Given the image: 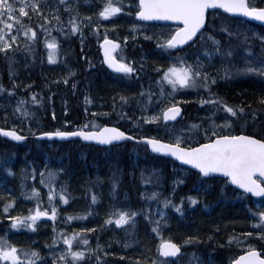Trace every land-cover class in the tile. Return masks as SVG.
Masks as SVG:
<instances>
[{
	"label": "trees",
	"instance_id": "16d2710c",
	"mask_svg": "<svg viewBox=\"0 0 264 264\" xmlns=\"http://www.w3.org/2000/svg\"><path fill=\"white\" fill-rule=\"evenodd\" d=\"M69 2L74 3L82 15L91 17V23L83 28V51L79 46L80 39L82 38L79 33H77L74 34L73 38L68 43L69 46L73 47L67 51L66 55L64 53L65 62L55 68L45 64L41 48L35 44L32 45L34 48V53L32 54H29L23 47H20L19 51L14 53L11 64L8 58L0 55V83H3L5 86V90L0 91V127L12 128L15 126V130L20 131L25 137L38 136L32 135L30 129L35 130L37 133L40 131H54L56 129L73 131L82 127L85 123L91 124L92 117L89 118L87 116V111L89 113H93L95 110L100 112L112 111L113 107L115 108L113 110L112 120L95 116L100 125L109 124L110 126L118 127L121 130L129 132L138 139L141 136L152 137L157 134L161 135L163 130H165L169 132L167 137L156 138L169 140L171 136L170 130L175 131L180 128L188 129L193 123L204 122L201 118L198 119L199 110L193 108L192 104L188 105L186 108L187 111L185 110L184 119L177 124L167 125L160 121L156 124L157 126H149L142 120L138 121L137 117L139 113L135 112L136 103L134 102H137L139 98L147 102L146 97L140 96L141 90L143 88L151 91L153 88L152 81V84L146 83L149 78L148 75H146L147 71H139V69V75L136 76L133 74L134 76L129 79L132 96L129 95L128 97L129 101L133 102L132 108L128 106L125 107V104L122 101H118V99H116L115 104L112 103V96L108 88H106V86L103 88L108 93L101 91V85L99 83L96 84L95 81V76L102 75L103 72L106 74L109 87L113 83V80L109 78V71L103 64L100 47L98 43H96L97 35L91 30L93 19L96 17L92 15V13L87 14L83 9V4H88L90 7L97 6V8H101L103 2L101 0H69ZM49 7H59L61 18L65 21L68 19V13L58 4V0H47V6H45L46 13L49 11ZM133 10V7H126L124 13H121L122 17L126 18L127 21L131 23H135L137 17L129 16L126 13L132 12ZM21 22L30 27H36L38 23H44L42 19L31 14L30 17L23 18ZM210 23L211 25L218 24L220 26L218 29L220 35L217 36L214 34V36L222 42L221 50L230 49L232 51V56L230 57L225 56L221 58L219 54H217V62L225 61L226 65L232 69L231 64L235 60L234 52L236 50L245 51V48L250 47L255 48V51H252V53L260 52L261 47L257 46L255 43L247 42L244 39L242 42H239L240 38L234 36L229 37L222 31V26H227L230 29L231 22L229 20L221 16L220 18L212 17ZM211 30L212 32L214 31L213 29ZM37 31L38 37H40L39 29H37ZM65 31H67V29H65ZM101 36L102 35H100V40ZM40 41L41 37L38 39V42ZM204 46H206L204 43H200L196 45V48L197 50H203ZM154 49L159 50L156 47H154ZM180 51L184 52L182 49L177 50V52ZM33 55L35 56L34 59ZM131 56L132 52L129 54V57ZM19 58L26 62V73L23 67L16 62ZM164 58V56H160V61H163ZM89 63H91V67H89ZM68 64L75 70V73L73 78L65 84L63 82L64 76L63 74L61 75L59 71L61 67L66 68ZM44 65L52 70L48 71L44 69ZM55 69L58 71H54ZM140 76L141 79L139 78ZM157 76L158 75H155L153 78ZM13 82H15L16 87L13 92L9 93L7 89L13 88ZM73 82L76 83L74 89L72 88ZM87 82H89L88 85ZM140 83H142V85H140ZM25 85L28 87H25ZM87 86H91L88 89L89 92L87 91ZM211 91L217 93L229 104H242V106L246 107V111H248V101L252 102V107H264L256 103L257 97L259 95H264V78L257 75L241 73L226 77V80L224 79L223 82L219 81L212 85ZM31 92H36L37 98L43 97L41 105L31 103ZM192 92L194 95L201 94L207 98V90L192 89ZM235 92L241 93L243 98H235V96H233ZM133 94H135L134 97H139L137 101L133 100ZM21 97L25 99L24 106L28 109L29 113L32 114L28 117L14 112V108ZM85 97L88 98L90 103L85 100ZM113 99L115 98L113 97ZM198 105L201 104L198 102ZM148 106L150 105L148 104ZM201 106L204 107L205 110L211 111L206 107L207 105ZM5 112L7 116H5ZM118 113L122 115H118ZM190 113L192 114V118L196 117L193 121L188 120ZM142 115H144V112H142ZM218 115H223V113L218 112ZM128 117L131 119H128ZM65 121L70 122L71 126H64ZM166 125L167 127H165ZM85 130H91V128H85ZM195 131L196 130H193V133H195ZM241 131L245 132V134H259L264 131V114L258 113V120L255 126H253L250 117L241 116L240 121L233 128V132L239 134ZM193 140H199L201 143L204 142L198 135H194ZM186 143L191 144L193 141L189 140L186 141ZM105 156L106 158H104ZM5 160L7 164H4ZM46 160L49 161V167L51 168L46 166ZM7 168H11L12 174H9ZM42 168H46L44 172L46 177L49 169L58 170L62 168L65 172L67 184H72L74 176H79L86 170V174L89 177L86 186L94 190V193L97 192L96 195L98 199L102 194L108 193V188H110L111 194L106 195V198H116L115 200L122 205L126 204L128 201H131V204L140 205L141 200V205L134 209L137 210V216L133 218L135 220V226L133 227L130 221L127 226L122 229V236L125 237L134 235L142 226L147 227L146 230L152 237H158L152 232V224L149 223L144 214L139 211L140 209H148L154 218L156 214L154 213L155 209L162 207V204L158 203V200H163V198L167 197L172 199L174 203H179L181 197H187L191 193L197 196L199 198V205L189 206L188 202H184L183 207L185 212L183 215L176 213L171 206L165 208L168 212H166L168 223L162 226V236L164 235V229L172 227V221L174 219L180 222L189 220V218L195 220V217L200 215L199 213H203L212 221V223L209 221L212 233L208 241H205L206 239H200L201 241L198 242L199 244L195 245V247L197 246L198 248H194L191 253H188V249H183L188 255L186 260H180V264H189V261H191V264H230V260L244 250L234 242L231 244L229 243L228 237L230 235L243 237L244 234L251 232L253 236L248 237V242L255 244L257 248H264V242H261L259 238L255 237V229L251 223L252 217L249 210L252 209L255 211L257 209L256 201L246 196L239 195L238 192L231 189L228 184L222 180H200L202 183H198L197 181L200 179L198 175L188 169L173 164L165 158L151 156L145 145L137 146L126 143L112 148L102 149L96 146L84 145L76 140L68 143L56 142L53 144L29 141L26 144L17 145L0 137V185H2L4 189V194H2L3 197L0 198V205L10 199H14L13 207L15 212L10 208V214L27 215L28 209L34 207L35 199L28 195L32 187L39 189L41 199L45 201V206H47V188L40 183V172ZM33 170H35L34 173ZM173 175L175 176L173 177ZM157 177L159 178L158 181ZM177 179L183 181V183H179L178 187L175 183ZM144 180H148L149 182L145 183ZM113 181H116L115 191H113L112 187ZM101 184H103L105 188L98 191V187ZM55 185L57 189L63 185L67 190V194L70 192L76 194L78 192L72 191L69 185L63 184L59 172H57L55 177ZM153 191L160 193V196L149 200L148 195ZM141 193H145V195L142 197ZM172 194L174 195L170 197ZM5 195H8V198L5 197ZM55 200L58 205V215L55 222H53L50 217H41L40 220L36 222L35 228L12 229L9 231L7 238L11 242L19 241V246L21 247L34 248L39 252L40 250L42 252H48L47 246L51 244L54 235V226L57 231L65 229L68 233L72 232V220H67L68 213L66 210H68V203L61 204L59 197H56ZM262 203L264 204V202ZM205 204L207 207L204 206ZM236 209L242 211L244 214L243 219L248 218L246 226H244V229H231L229 230L230 232L228 231L223 235L220 228L223 229L228 227V224L236 223V218H238L236 216ZM174 216L177 217L174 218ZM214 217L219 218L213 219ZM198 219L200 221L206 220L202 216H199ZM9 224L10 221L0 218V235H4V233L8 231ZM88 225L96 226L92 222H88ZM97 228L101 230L98 238L94 235H90V233H86L89 238V244L93 247V242L96 240H100L101 242L102 239L106 238V242L100 243L104 246V250L110 253V255L104 257L106 264H117L116 258L112 256V253L115 251L106 246L108 236L112 235L110 228H108L107 231L102 230L100 227ZM220 235L224 240H220ZM28 242L29 246L26 245ZM214 243H216V246H214ZM139 245L142 251L143 248L141 247V243H139ZM58 247H63L62 241L55 245L54 249L58 250ZM190 249H192V247ZM128 251L130 252L131 250ZM132 251L131 254L134 258L132 256L126 257V249L124 251H118L117 262L120 264L119 261L123 258V260H127L124 262L125 264H150L147 256H143L142 253L141 255L144 258L137 257L138 251L136 248ZM193 254H195V258H193ZM89 264H94V261L89 262Z\"/></svg>",
	"mask_w": 264,
	"mask_h": 264
},
{
	"label": "snow or ice",
	"instance_id": "6c2138e0",
	"mask_svg": "<svg viewBox=\"0 0 264 264\" xmlns=\"http://www.w3.org/2000/svg\"><path fill=\"white\" fill-rule=\"evenodd\" d=\"M58 4L68 13L66 21L61 18L59 7H49V11L45 12L47 0H0V55L8 58L11 64L14 53L19 51V36L22 35L26 38L23 48L29 54L34 53L32 45L36 44L38 39L42 37L47 49V59L49 62L54 63L58 59L61 49L58 46L59 42L56 36L51 35L53 28L58 29L59 33L65 37L79 33L82 38L81 44H83V28L91 23V17L82 15L75 4L69 2V0H58ZM126 7L134 8L132 12L126 13L127 15L139 17L142 21L182 22V26H177L167 36L159 35L156 37L142 32L141 28L143 26L141 24H132L130 28L134 34L133 39L136 35H142L147 40L155 38L158 41V47L168 50H181L178 49V46L191 47L198 42H204L206 46L203 48V53L209 62L217 54L221 58L232 56L230 49L221 50V41L212 35V31L209 30L212 28L210 22L206 23V14L209 13V10L223 9L229 14H242L244 17L264 22V0H261L259 6L255 3V0H103L100 10L96 13L97 21L92 24L91 30L97 35L98 43L103 46L105 62L117 73H122L124 79H131L133 74L138 76L137 66H134L132 61L125 62L123 57L117 59L113 52L120 47V43L117 40L109 39L107 28L102 34L97 30L101 27L99 18L116 17L117 14L124 13ZM30 14L42 19L44 23H38L36 27L21 23L23 18L30 17ZM112 27L115 28L116 25L112 24ZM37 29H39L40 37H38ZM222 31L229 37L236 35V33L229 31L227 26H222ZM100 35H103L102 40H100ZM256 35L261 42L260 52L253 54L252 60H245L246 66L243 68L233 70L226 64L222 65L225 77L243 73L264 78V34ZM128 38V36H125L123 39L127 41ZM245 39H247V36H245ZM245 51L252 52V49L247 47ZM91 66V63H89V67ZM139 67H142V65ZM220 70L217 69V72ZM155 71L159 74L155 83L160 86V92L156 99L163 106L157 112L145 115L143 117L145 122H157L161 119L175 121L176 117L181 114L179 101L175 97L180 92L188 89L207 90V98L201 96L198 102L201 105H208L215 111L210 112L206 124L198 122L191 124L188 129L170 130L169 140L148 136H141L139 139L146 141L153 152L170 154L187 165L193 166L194 169L199 170L198 174L200 176L210 177L212 174H222V178L226 183L236 185L243 190L239 193L241 196L252 194L254 197L264 198V131L259 134H245L243 131L235 134L233 132V128L240 121L241 116L250 117L253 126H255L258 113L264 114V107H252V102L248 101V111H246V107L242 104H229L217 93L212 92L211 86L216 83L218 77L205 70V62L200 59L199 55L195 57L194 61H189L180 55L170 57V62L166 66L157 65ZM74 73L75 70L70 69L63 77V82L67 84V77L74 75ZM165 85L170 86L171 90L166 92ZM15 87L16 84L13 82V88H9L7 91L11 93ZM25 87L28 86L25 85ZM75 87L76 83L73 82L72 88ZM4 90L5 86L0 83V91ZM30 96L31 103L42 104V96L37 98L36 92H31ZM140 96L146 97L147 102L142 105L146 111L148 103L153 100V93L142 88ZM119 99L124 104L130 102L129 97L124 95H120ZM85 100L90 103L87 97H85ZM166 101H170V103H166ZM137 102L139 103V100ZM113 103L115 104V100ZM256 103L264 106V95H259ZM24 105L25 99L21 97L14 108V112L24 117L32 115ZM216 112L223 113L220 123H217L214 118ZM101 115L107 114L101 113ZM118 115L122 114L118 113ZM5 116H7L6 112ZM128 119L131 118L128 117ZM140 119L141 117H137V120ZM65 123L67 124L68 121H65ZM85 128H91V130H85ZM193 130H196L195 133H193ZM30 131L32 135L41 137L79 136L86 141H98L101 144H112L125 139H137V137L118 127L109 124L98 125L95 121L91 124L85 123V125L73 131L61 129L40 131L39 133L32 129ZM0 134L15 141L25 140V136L21 135L20 131L15 130V126L12 128L0 127ZM193 135H198L204 142L193 140ZM189 140H192L193 143H186ZM4 164H7L6 160ZM7 171L12 174L11 168H7ZM62 171L63 169H49L47 177L43 170L40 172V183L47 188V206H45V201L41 199L39 189L36 187H32L28 193L35 199V204L33 208L28 209L27 215L10 214V208L13 211L15 210L13 207L14 199L0 205V218L10 221L8 231L4 235H0V264H36L37 261H39V264H48V261L42 258L37 249L21 247L11 242L7 237L12 229L35 228L36 222L41 217H50L53 222L56 221L58 205L55 198L59 197L61 204H67L70 199L63 185L59 189L55 185L56 174ZM34 172L35 170H33ZM158 179L157 177V181ZM144 182L148 183L149 181L144 180ZM179 183H183V181H179ZM112 187L115 191L116 181H113ZM144 195L145 193H141L142 197ZM159 196L160 193L153 191L148 195V199L151 200ZM97 199L98 196L93 192L91 201L95 203ZM198 199L197 196L189 195L181 197L179 203H174L172 199L167 197L158 200L162 207L156 209L154 218L148 209L139 210L152 224V232L160 237L157 249L158 256L154 257L150 264H180L181 257L185 255L182 252V245H187L198 238L187 237L181 243L174 242L171 238H164L161 229L163 225L168 223L164 209L171 206L176 213L183 215L185 200H187L189 206H193L198 204ZM204 206L207 207L206 204ZM249 211L252 217L251 223L255 229L254 235L261 242H264V210L257 208L255 211L252 209ZM89 214L90 210L76 217L65 215H67V220L71 221L74 218L83 219ZM136 216L137 210L130 207H117L114 203L107 212L104 224L111 225L114 222L115 225L122 226L131 221L134 227L135 220L133 218ZM93 231L94 228L82 227L68 233L65 229L57 231L54 226L51 244L47 246V255L51 257V264H89L92 261H94V264H106L104 257H107L110 253L106 252L104 246L99 242L96 243L95 247L89 244L86 233ZM250 236H253V233H246L243 237L232 235L228 237L230 244L234 242L244 249L230 260V264H264V248H257L255 244L249 243L248 237ZM61 241L63 247L57 252L53 246ZM128 246V243L124 244L125 248ZM193 258H195V254H193ZM189 264H191V261H189Z\"/></svg>",
	"mask_w": 264,
	"mask_h": 264
},
{
	"label": "rangeland",
	"instance_id": "374dc122",
	"mask_svg": "<svg viewBox=\"0 0 264 264\" xmlns=\"http://www.w3.org/2000/svg\"><path fill=\"white\" fill-rule=\"evenodd\" d=\"M101 1L103 2V0H101ZM255 3L260 4L261 0H255ZM83 9L87 14L92 13V15H95L96 18L93 19V24L96 23V21H97L96 13L100 10V8H97V6L90 7V6H88V4H83ZM215 17L220 18V16H218V15H216ZM99 21H100L101 27H99L97 31L102 34L105 31V28H107L108 36L110 38L116 37L118 39V41L120 42V47H119L118 51H119L121 57L125 58V62L132 61L134 63V66H137V69H139V71H141V70L147 71L146 75H148L149 78H148V81H146V83L149 84V83H151V81L153 83V88L151 89V92L154 93L153 94V100L150 103H148L150 106H147L146 111L143 107H141L146 102L139 97L133 96L134 101H137V99L139 98V103L134 102V103H136V106H135L136 111L135 112L139 113L138 117H141L140 120H142L143 122H145L143 120V117L145 115H151L153 112H157L163 106L156 99V96L160 92V86L155 83L158 76L155 78H153V76L159 75L155 71L156 66L157 65L166 66L170 62V57L180 55V56H184L189 61H194L195 57L197 55H199L200 59L205 62V70L209 71L210 74H212V75H217L218 78H217L216 83L219 81L223 82L224 79L226 80V77L224 76L223 71H222V65H225L226 62L225 61L217 62L218 55L213 56L211 62H209L208 58L204 55L203 50H197L196 46H192L189 49L187 48V50L183 49L184 52H181V51L177 52V50H168V49H165L163 47H158L157 46L158 41L155 38L151 39V40H147V39H144L142 35H136L135 39H133L132 37L134 34L131 31L130 26L132 24H137V22L131 23L130 21H127L126 18L122 17L121 13L117 14L116 17L99 18ZM112 24H115L116 27L113 28ZM171 29H172L171 27H167V26H155V27L143 26L141 28V31L145 32L146 34L153 35L154 37H156L159 35L167 36L168 34H170ZM229 30L236 33V35H234L235 37L244 39L245 36H247V39L256 41L257 43H255V44L257 46L261 47V42L259 41L258 36L256 34H264V33L257 30L256 28L250 26L249 24L243 23L241 26L236 27L235 31H234V29H232V27H230ZM215 33L217 36L220 35V33L217 31H215ZM51 35L52 36L56 35V38L59 42L58 46L61 49V51L58 54V59L54 63L49 62L47 59V49L43 43V40H41L40 42L37 41V43L35 45L41 48V53L43 55V59H44L45 64L51 66L52 68H55L56 66L63 64L62 58H65V56H64L65 51L67 52L68 50H70L73 47V46H69L68 43L71 41V39L73 38L74 35H69V36L65 37L59 33L58 29H55V28H53L51 30ZM125 36L129 37L127 41H125L123 39ZM25 39L26 38H24L22 35L18 37L19 48L23 47ZM102 39H103V35L101 36V40ZM96 43H98V40L96 41ZM225 43H227V42H225ZM98 45H100V43H98ZM221 45H222V42H221ZM79 46H80L81 50L83 51V44H81V39H80ZM154 47H156L159 50H155ZM251 49H252V51H255V48H251ZM130 52H132V57L128 58ZM253 54H258V53L236 50L234 52V59L235 60L232 62L231 68L235 70L236 68L245 67L246 66L245 60H252ZM160 56L165 57L163 59V61H160ZM116 57L118 59L121 58L117 53H116ZM150 58H152V59H150ZM16 62L19 63L23 67V69L26 73V70H27V66H25L26 62L20 58L17 59ZM141 65H142V67H139ZM44 69H47L48 71L52 70V69H49L46 65H44ZM70 69H72V68L68 64L66 68L61 67L59 72L61 73V75L63 74V76H65V74ZM217 69H221V70L219 72H217ZM54 71H58V70L55 69ZM73 76L74 75L67 77L68 82L71 80V78H73ZM220 77H223V78H220ZM139 78L141 79V76ZM135 80H136V78H135ZM129 81H130L129 79H124L122 77H116L112 83V86L109 87L108 81L105 82L103 79V76L100 75V77L96 81V84L99 83L101 85L100 89L103 92H106L103 89L105 86H106V88H108L109 93L112 96V103H113L114 100L116 102V99H118V101H120V99H119L120 95H124L127 97L129 95L132 96L131 87H130L131 85L129 84ZM140 85H142V83H140ZM164 87H165L166 92L171 90L170 86H168V85H165ZM89 88H90V86H87L88 92H89V90H88ZM83 91L85 92L84 88H83ZM227 91H228V88H227ZM106 93H108V92H106ZM201 96H203V95H201V94L200 95H194L192 92V89H188V90H184V91L180 92L179 94H177L175 98L177 101H179V106L183 107L185 110L188 107V105H190V104L193 105V108L198 109L199 110L198 119L201 118L202 120H204L203 123L206 124L207 118L209 117L210 112L215 111V109H212L207 105L206 107L211 110V111H207L204 109V107H202L201 105H198L197 101H199ZM233 96H235V98H243V96L239 92L233 93ZM113 97L115 99H113ZM203 97L206 98L205 96H203ZM166 103H170V101H166ZM127 106L132 108L133 102L130 101L129 103L125 104V107H127ZM114 108L115 107H113V110H114ZM113 110L112 111L111 110L110 111H104V112H100V111L95 110V111H93V113H95V115H93V113H89L87 111V116L89 118L92 117L91 123L93 121H95L96 124L100 125V123L97 121L96 117L100 116V117H105V119L112 120L113 119V113H114ZM135 112H133V113H135ZM142 112H144V115H142ZM101 113H106L107 115H101ZM191 113H190V116H188L189 121H193L196 118V117L192 118ZM90 115H92V116H90ZM221 116H223V115H218V112H216V116L214 118L216 119L217 123H220V117ZM140 120H138V121H140ZM160 121H162V119L157 121V122H145V123L149 126H151V125L157 126L156 124H158ZM64 126H71V123L68 122L66 124L64 122ZM168 135H169V132L163 130L161 135L157 134L154 136L155 137H167ZM154 136H152V137H154ZM46 143H48V142H46ZM53 143H56V142H53ZM53 143H49V144H53ZM135 152H136V149H135ZM104 158H106V156ZM46 166H48V168H51V167H49L50 165H49L48 160H46ZM45 169L46 168H42V170L44 172L46 171ZM60 169H62V168H60ZM59 173L61 174V178L63 180L64 185H69L70 189L72 191H78L76 194H74L72 192L69 193L70 199H69L68 204H67L68 210H66L68 215H72L73 217H76L77 215L85 213V212H89V210H90V214L86 215L83 219H75L74 218L72 220V225H71L72 231L78 230L82 227L83 228H94V231L89 232V233H90V235H94L98 238L101 230H99L97 227L102 228V230H104V231H107L108 228H110L112 235L108 236L106 246L110 247L111 249H113L115 251L114 253H112V256H114L116 258L117 264H119L117 262V252L118 251H124L125 249H126V257L132 256L134 258V256L131 254V252H133L132 250H134L135 248L138 251L137 257L144 258L143 256H147V258L150 262L154 257L158 256L157 249H158V245L160 243V237L159 236L157 238L152 237L150 235V233L146 230V228H147L146 226H142L140 228V230L138 232H136L134 235H132L130 237H125V236H122V229L125 228L127 226V224L124 225V227H123V225L117 226L114 224V222L111 225H107L108 227L104 224V220L106 218L107 212H108L110 206L113 205L114 203L117 207H130L134 210L141 205V200H140V205H134L133 203L131 204V201H128L126 204L122 205L117 200H115L116 198H114V199H107L106 198L107 197L106 195L111 194V189L108 188V193L102 194L99 197V199H97V201L95 203H93L91 201V194L94 192V190L89 191V188L86 186L87 185L86 183H88V179H89V177L86 174V170H84L81 175L76 176V177L74 176V178H73L74 181L72 184L66 183L64 171L59 172ZM174 176L175 175H173V177ZM197 182L202 183V181H200V180H198ZM175 183L178 187L179 186V180L177 179L175 181ZM21 186H22V183H21ZM22 188H23V186H22ZM104 188L105 187L103 186V184H101L98 187V191L102 190ZM95 193H97V192H95ZM2 194H4V189H3L2 185H0V198L3 197ZM173 195L174 194H172L170 197H172ZM190 195H193V194L191 193ZM193 196H195V195H193ZM5 197L8 198V195H5ZM185 202H187V200H185ZM256 202H257L256 208H260V209L264 210V204L262 203L264 201H256ZM197 205H199V201H198ZM156 209H155L154 213H156ZM164 211H165V213L167 212L166 209ZM236 212H237L236 216L238 217V218H236V220H237L236 223L235 224H228L229 226L225 227L223 229L220 228L221 233L223 235L226 234L231 229H234V228H235V230L236 229H244V226H246V222L248 221V218L243 219L244 214L242 213V211L240 209H236ZM199 214L200 215H197V217H195V220H192L189 218V220H183L182 222H180V221H177L176 219H174L172 221V227L163 230V234H164L163 237L164 238H171V239L173 238L172 240L174 242H177V243H181L187 237H197L198 239L192 240L187 245H182L183 249H188L189 250L188 253H191V251L194 248H198L197 246L195 247V245L199 244L198 243L199 241L205 240V239H206L205 241H208V238H209L210 234L212 233L211 226H210V222L212 223V221H210L207 218L208 217L207 215H204L203 213H199ZM199 216H202L206 220L200 221L198 219ZM176 217L177 216H174V218H176ZM215 218H219V217H214L213 219H215ZM88 222H92L96 226H89ZM245 230H247V229H245ZM219 238H220V240H224V238L221 235ZM97 242H99V243L106 242V238L102 239L101 242H100V240H96L95 242H93V247H95ZM13 243L19 245V241L13 242ZM125 243H128V245H129L127 248L124 247ZM139 243H141V247L143 248L142 251L140 249ZM207 243H210V242H207ZM26 245L29 246V242L26 243ZM214 246H216V243H214ZM54 247H55V245H54ZM191 247H192V249H190ZM58 248L59 249L56 250L57 252H59L62 247H58ZM128 250H131V251L129 252ZM40 253H41L42 258H44L45 260H49L48 264H51V263H49V262H51V257H49V255H47L48 252H46V251L42 252L40 250ZM141 253L143 254V256L141 255ZM188 253H185L184 257L182 258V261L186 260ZM165 259H167V258H165ZM125 261H127V260H123V258H122L119 262H120V264H125L124 263ZM36 264H39V262L37 261Z\"/></svg>",
	"mask_w": 264,
	"mask_h": 264
},
{
	"label": "water",
	"instance_id": "95a60500",
	"mask_svg": "<svg viewBox=\"0 0 264 264\" xmlns=\"http://www.w3.org/2000/svg\"><path fill=\"white\" fill-rule=\"evenodd\" d=\"M219 10H222V11L225 12V10H223V9H219ZM232 15H235L237 17H244L242 14H232ZM244 18L249 19V20H251L253 22L260 23V24L264 25V22H262V21H259V20L253 19V18H248V17H244ZM138 20L141 23H147V24H160V25L171 24V25L182 26V22H178V21H142L139 17H138ZM206 23H207V14H206ZM178 47H183V46H178ZM112 70L115 73H117L114 69H112ZM117 74H122V73H117ZM182 117H183V115L182 116L181 115H178L176 117V120L175 121L169 120V121H164V122L165 123H177V122H179L182 119ZM0 137L3 138V139H5V140H8L10 142H13L15 144H24L26 142V139L23 140V141H15L14 139H12L10 137L3 136V134H0ZM34 140H64V141H67V142L72 141V140H79L80 142H82V143H84L86 145H94V146L101 147V148H108V147H111V146L121 145V144H124V143L135 144V145H143V144H146L147 147H148V149H149V152L152 155H154L156 157H164L165 159L171 160V161L175 162L176 164H178L180 166L187 167V168L193 170L196 173L199 172V170L194 169L193 166L187 165L185 162L180 161L179 159H177L176 157L171 156L170 154H163V153H155V152H153L151 150L150 146L147 144V142L146 141H142L140 139H136V140L125 139V140H122L120 142H113L112 144H101L98 141H86L82 137H79V136L64 137V138H60V137H41V136H38V137H35ZM204 178H206V179H210V178H221V179H223L222 178V174H212L210 177H204ZM229 185L232 188L238 190L239 192H243V190L242 189H239L238 186L231 185L230 183H229ZM246 195L249 196L252 199H255V200L264 199V198H261V197H254L252 194H246Z\"/></svg>",
	"mask_w": 264,
	"mask_h": 264
},
{
	"label": "flooded vegetation",
	"instance_id": "af4514ba",
	"mask_svg": "<svg viewBox=\"0 0 264 264\" xmlns=\"http://www.w3.org/2000/svg\"><path fill=\"white\" fill-rule=\"evenodd\" d=\"M258 6L260 5V4H257ZM216 15H218V16H221V17H223V18H225V19H227V20H229L230 22H231V27H232V29H234V31H235V28L236 27H239V26H241L243 23H246V24H249L250 26H252V27H254V28H256L257 30H259V31H261V32H263L264 33V25H262V24H260V23H256V22H253V21H251V20H249V19H246V18H244V17H237V16H235V15H230V14H224L223 12H221L220 10H212V11H210L209 13H208V16H207V23H209L210 22V19L213 17L214 18V16H216ZM163 26H167V27H171L172 29H171V32H173L174 30H175V28L177 27V26H171V25H163ZM219 25L218 24H213L212 25V28L211 29H215L213 32H212V35H214V34H216L215 33V31L217 30V32H218V29H219ZM211 29H209L210 31H212ZM170 32V33H171ZM243 41V38H240L239 39V42H242ZM200 43H203V42H198L197 44H195V45H193V46H196V45H198V44H200ZM111 71V70H110ZM109 71V78L111 79V80H115V78L116 77H122V76H117V75H115L112 71L110 72ZM111 74V75H110ZM102 75H104L105 77H106V74L105 73H103L102 72ZM111 83V82H110ZM88 93V92H87ZM209 181H221V179H216V178H213V179H208Z\"/></svg>",
	"mask_w": 264,
	"mask_h": 264
},
{
	"label": "bare ground",
	"instance_id": "6f19581e",
	"mask_svg": "<svg viewBox=\"0 0 264 264\" xmlns=\"http://www.w3.org/2000/svg\"><path fill=\"white\" fill-rule=\"evenodd\" d=\"M263 33V32H262ZM244 40L245 41H247V42H250V43H257L256 41H253V40H250V39H245L244 38ZM97 72V71H96ZM100 73V72H99ZM99 73H97V74H99ZM101 75V74H100ZM100 75H96L95 77H96V79H95V81H97L98 80V78L100 77ZM101 76H103V79H104V81L105 82H107V79H106V77L104 76V75H101ZM88 79V78H87ZM89 81V80H88ZM89 84V82H87V85ZM91 87V86H90ZM136 106V105H135ZM142 107V106H141ZM180 108H181V116L183 115V117H182V120L184 119V117H185V109L183 108V107H181L180 106ZM21 134V133H20ZM22 135V134H21ZM35 137H38V136H33V137H25V139H26V142L24 143V144H26L27 142H29V141H38V142H48V143H53V142H57V143H68L67 141H64V140H34V138ZM138 139V138H137ZM143 145H145L146 147H147V145L146 144H143ZM147 149H148V147H147ZM148 151H149V149H148ZM150 153V152H149ZM150 155L151 156H154V155H152L151 153H150ZM182 252H184L185 253V251L183 250V248H182ZM183 257H184V255H183ZM182 257V258H183ZM181 258V259H182Z\"/></svg>",
	"mask_w": 264,
	"mask_h": 264
}]
</instances>
